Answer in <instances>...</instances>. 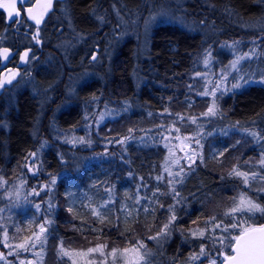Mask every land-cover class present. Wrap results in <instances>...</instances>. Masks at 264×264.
<instances>
[{
	"label": "trees",
	"instance_id": "1",
	"mask_svg": "<svg viewBox=\"0 0 264 264\" xmlns=\"http://www.w3.org/2000/svg\"><path fill=\"white\" fill-rule=\"evenodd\" d=\"M96 1L100 3L104 0ZM263 1L182 0L187 7L186 11L190 10L191 13V10H197L196 13H192L193 19L198 17V15L201 16L204 9L207 10L209 7H213L214 11L215 9L217 10L216 17L228 11L227 14L230 17L233 18L236 15L238 17L236 19H239V21L245 17L259 16L260 6ZM92 2L93 0H74L77 16L83 17ZM190 13L187 12L186 16H190ZM262 17L263 14L260 15V20ZM69 22H73L70 15L65 17V21L62 24L64 34H66L65 30L69 31L75 28L74 25H71L70 29ZM1 25L2 20L0 18V28ZM154 30L151 47L148 51L150 60L145 62L144 67L140 66L138 77H144L143 80L146 77L149 80L152 78L156 79V84L152 85L151 91L159 99L161 98V102L152 100L151 103L145 100V94H143L141 99L144 103L143 106L147 107V111L146 109H141L132 113V111L124 110L118 114L116 113L115 117L106 120L99 126L100 138L95 136L92 144L86 147L70 145L47 132L53 121L46 116L42 119L37 116L36 96L29 89L17 95V107L11 111V131L7 135L5 133L0 135V176L23 174L26 178L25 185L27 190L35 192L39 191L41 186H43L41 178L44 175L50 177L65 172L69 173L70 176L81 178L90 169L104 168L108 175L107 190L111 191L113 196L117 197L119 187L122 184L130 183L134 187L136 195L139 196L138 198L144 199L152 196L156 198L154 212L150 216L153 219L155 218L154 220L152 219L153 221H150V218L146 219L144 216H136L131 225L126 227L117 214L114 219L108 220V223L99 225L98 230H91L87 224L76 219L73 212L66 209L63 187L69 179L68 176L62 178L53 194L54 201L57 203L55 209L56 218L50 226L45 264H76L73 262L71 252H85L88 249L96 248L98 245H102L103 248L101 251L89 253V257L94 260V263L90 264H115L112 260L113 249L123 250L139 243L144 245L141 249L152 251L150 237L156 235L162 226L167 223L171 215L169 205L174 206L173 210L177 218L171 228L173 230L172 242L178 247L182 246L181 248L183 249L188 246V242H195L196 244L190 249L189 253L191 251H200L203 248L205 252L217 255L219 260H222L223 254L231 252L235 236L241 233L240 229L232 230L229 239L226 240L224 238L220 244L217 237L219 235L225 236L224 226L219 227L216 231L210 228V225H212L210 223H213L211 218L213 217L215 218V224L217 222L228 223L229 225H231V222L233 223L235 217L228 216L229 214L231 215L229 210L240 200L246 190L240 185L239 179L229 175L230 171L233 170L232 164L237 161L238 146L232 145L233 149L227 150L223 158L220 159L221 161L210 159L206 151L203 161L196 159L192 165L183 164V171H181L170 161L168 146L164 140L167 127L170 125H182L183 122H180L182 115L186 116L184 121H187L190 118V114L197 113L198 106L188 108L187 104L191 99H199L191 83L199 78L196 72L200 66V60L207 41H205L203 34H193L177 24H162ZM225 37L223 35L220 36V41L226 42L234 39L233 37ZM57 39L58 41L64 40L62 36H58ZM134 44V41L123 44L121 54H116L113 57L115 59L112 68L114 67L115 72H110L108 75L111 77L109 78L110 81L113 83L117 82L116 86H118L120 79L127 81V83L131 82L129 76H132L134 72V68L131 69V62L132 58L136 56L133 52ZM117 58H119L118 61H116ZM126 60L127 62L125 63ZM119 65H121L120 68H118ZM99 69L104 70L106 68L100 64ZM79 70L78 68L76 72H81ZM103 74H107V72ZM37 76L40 79L45 78L41 72H38ZM47 80L48 83L57 81L56 77H47ZM148 83L151 84V81ZM178 86L181 89L180 94L175 93L174 88ZM92 87V84L87 83L83 93L86 94ZM58 90L60 95V85ZM107 93L109 92L95 91L92 94V99L85 103L87 110L82 109L80 111L82 102L76 100L69 109L60 115L59 119L53 122V126L63 136L73 131L77 133L76 130L80 126L76 123L77 117L82 116L87 121L89 112L94 109L93 106L103 107L105 100L113 99V92H110L111 94ZM125 94L127 95L126 92ZM234 97L237 98L238 103L234 109L226 108L225 104L227 101L224 104L225 113L231 120L252 121L263 115V86L254 84L248 89L234 93V95L232 94L228 99ZM129 117L133 119L132 123L124 126V122ZM84 126H86V123L83 124ZM39 127L41 135L36 137L35 133ZM89 128L88 126L86 132ZM236 138L237 135H233L230 139L235 141ZM45 141L48 142V146L42 154V164L45 167H49L50 172L47 173L43 167H40L39 171L34 175L26 168L25 161L29 157L31 160L34 156L36 157L40 144ZM69 149L73 150L71 155L69 154ZM91 152L95 154L93 161L87 160ZM32 153H35V155L33 156ZM5 156L14 157L12 164H3L1 162ZM16 156L20 157L19 165L12 166ZM72 156L74 158L71 159ZM82 156L85 157L82 159ZM65 158H68V160L64 161ZM35 161L36 159L34 158L31 164ZM57 166L58 168L55 169ZM43 180L46 184L49 182L46 178ZM169 181L173 182L170 184ZM45 198L46 195H43L42 199ZM257 200L258 205L264 208V195L258 197ZM3 204L1 201L0 207ZM183 210L184 212H182ZM198 211H200L199 218L205 220L206 227L204 229L193 228L196 219L192 221L193 224L191 226L190 223L187 224V220L182 218V216L192 215ZM241 216L243 215H239L236 218L238 222L239 219H243ZM2 218L5 221L9 219L7 215H3ZM25 218L30 219L29 224L25 223ZM253 219H255L257 225L264 223V215L256 214ZM15 220H18L15 221L16 223L25 224L22 227L24 233H30L33 222L37 221L36 218H32L30 215L25 216L24 214H19V218ZM154 221H156L157 225L151 227ZM16 223H14V226L17 225ZM191 230L204 231V235L193 236L191 234L187 236ZM213 231L215 232L213 233ZM61 244L65 252L68 253L67 255L62 254ZM160 252L161 250L158 251L157 256L151 257L149 261L160 260L159 258L164 256ZM161 264H167V262L162 261Z\"/></svg>",
	"mask_w": 264,
	"mask_h": 264
},
{
	"label": "rangeland",
	"instance_id": "2",
	"mask_svg": "<svg viewBox=\"0 0 264 264\" xmlns=\"http://www.w3.org/2000/svg\"><path fill=\"white\" fill-rule=\"evenodd\" d=\"M168 3L170 4L168 5ZM182 3V0H159L157 8L155 7V10H151L142 21L140 44L136 42V52L138 54H144L148 51L149 31L152 30L153 26L159 25L162 21L168 22L176 18L179 24L188 29L194 27L191 21V19H193L192 13L189 12L191 16L187 17L177 11V9L181 8L179 6ZM229 19L233 20L228 16V21L230 22ZM247 20L252 21V19ZM237 23L238 22L233 24L237 25ZM69 28L71 29V23ZM131 30H133V28L125 29V32L122 33L121 31L119 33L126 34ZM224 30V27L217 28V32L219 33ZM229 30L232 29L229 28ZM241 31L243 33L237 30L229 32L235 37L226 42H221L219 35H216L213 29L206 31V34L203 33L207 45L200 60V66L196 72V74L200 73L202 75H198L199 78L191 83L199 99H191L187 104L188 108L198 106L197 113L190 114V118L187 121H184L186 116L182 115L180 118V122H183L182 125H170L167 127L164 140L165 144L168 146L170 161H172V164L179 170L182 169L183 164L187 166L192 165L196 159L203 161L206 151L210 159L221 161L220 159L223 158L224 153L237 145V150L239 152L236 156L237 161L232 164V169L236 167L239 171L247 173V183H245L243 177H237L236 175L230 176L239 179L240 185L246 189L243 192V197L245 199H250L258 205L257 198L264 195V164L261 163V160L264 159V113L262 116L252 121H233L225 113L226 109L224 108V104L232 94L234 95V93L248 89L254 84L264 87V81L261 79L264 77V19L255 22V24L249 25L245 23L241 26ZM234 41L238 43L233 44ZM2 42L3 40H0V43ZM115 43L116 42H112V45H115ZM1 46H3V44H1ZM209 51L211 52L210 63L205 65L204 59L206 53ZM246 53L252 54L239 60L235 67H231V62L235 61L238 56H244ZM112 57L114 56L112 55ZM21 62H23L22 59ZM36 73L35 70L29 69L20 71L18 76L19 80L9 86L7 91H13L18 87L27 86L32 94H37L41 98V104L44 107L48 101V96L54 94L52 90L53 87H49V84L53 83H48L47 77L43 79L38 78ZM79 74H76V78L72 80V86L81 81L80 79L83 81L88 73ZM222 76L225 78L226 82L219 90H216L214 85L221 83ZM241 77H243V79H240ZM245 81H247V83H245ZM237 83L241 84L242 87H231L232 84ZM225 89L228 90L226 91ZM213 91H215V97L202 94L204 92L211 93ZM71 95V91L67 93L66 90L62 108H66L70 104V99H72L70 98ZM213 100H215L217 114L214 116L202 115V113L206 112L208 107L212 105ZM115 116L116 111L106 106L101 109L94 108L88 114L90 128L87 132L83 130L78 134L73 131L63 136L60 135L58 129L53 126V122L47 132L70 145H81L86 147L92 144L95 136H101L99 126L106 120ZM40 117V119L43 118V116ZM192 118H195V122H193ZM258 127H261L263 131L259 130ZM252 133H256L257 135H253ZM35 134L37 135L36 137H40V127ZM233 135H237L235 141H231L230 139ZM47 146V141L41 143L36 157L34 156L32 159L34 160L35 158L36 161L31 164V160L30 163L26 165V168L34 175L39 171L40 167H43L42 154ZM94 155L93 152L89 153V158H87V160L93 161L95 159ZM84 157L85 156H82L81 158L83 159ZM66 176H68L69 179L65 182L63 187L66 198V200H64L66 209L71 208V212H73L75 218L87 224L91 230H98L99 225L106 223L110 219H114L117 214L120 216L119 218L122 220L123 225L128 227L136 216H148L156 205V198H154V196L144 199L138 198L139 196L136 195L134 187L130 183L122 184L121 187H119L117 197L113 196L111 191L107 190L108 175L104 168H96V170L90 169L85 172L81 178L61 172L50 176L47 184L42 177L43 186H41L39 191L35 192L27 190L25 185L26 178L23 174L0 176V202L2 201L4 203L2 207H0V264H21V262H24V264H45L47 258L46 246H48L49 242L50 226L56 218L55 209L57 203L54 201L55 198L53 194L58 184L62 181L61 179ZM43 195H46L45 199H42ZM235 205L236 204L231 208ZM94 212H98L99 215L94 214ZM19 214H24L25 216L30 215L32 218L37 219L36 222H33L30 233L23 232L24 229L22 227L25 226V224L15 222L18 221L15 219L19 218ZM256 214L264 215V211H242L235 214L231 213V215L227 214L228 216L235 217V220L233 223L231 222V225L217 222L219 225L224 226L225 230L224 237L221 235L217 237L219 243L221 244L224 238L226 240L229 239L231 231L234 230L231 227L232 224L239 223L237 229H240V231L242 229L257 227L258 225L255 219H253ZM3 215L9 217L8 221L3 220ZM239 215H243L241 216L243 219H239L238 222L236 218ZM25 219V223L29 224L30 219ZM14 223L17 225L14 226ZM41 226L46 229L44 233L40 232ZM211 227L215 231L219 229V227H215L214 224ZM215 231H213V233ZM172 235L173 230L171 229L169 235L166 237L160 236L158 239H171ZM37 237H39V239H37ZM21 244H24L27 250L21 248ZM78 253L79 252H71L73 262L76 264L94 263V260L89 257L87 251L83 252L87 253L83 256L78 255ZM199 253L200 251H191L188 253L185 260L177 261L175 264H211L212 260H215L216 264H225L223 257H221L222 260H219L217 255L210 252H205L206 255H201L197 260L189 259L193 254ZM157 254L158 252H154L153 250L145 251L144 249H140V255L143 256L140 264H161V258H159L160 260L149 261L151 257L154 258ZM225 254L229 253L227 252ZM112 260L115 264H129L130 257H125V255L118 251L115 257L112 255Z\"/></svg>",
	"mask_w": 264,
	"mask_h": 264
},
{
	"label": "bare ground",
	"instance_id": "3",
	"mask_svg": "<svg viewBox=\"0 0 264 264\" xmlns=\"http://www.w3.org/2000/svg\"><path fill=\"white\" fill-rule=\"evenodd\" d=\"M159 3V0H152L148 2L147 0H104L103 2H97L96 0H93L92 4L89 5V10L86 11V13L83 15V17L77 16L76 10H75V4L74 0H67L65 2V6L69 8L68 14L73 19V24L75 28L72 30L66 31V34L63 32H60V35L64 38V40L58 39L55 41L48 42L51 46V50L47 51L46 53H38L35 55V57L29 62V64L26 67H23L22 70L29 69V70H35L37 73L41 72V74L44 77H56L57 81L53 84H49V87L52 86V90L54 91V94L52 96H48V101L44 107L41 104V98L37 94L35 95L36 99V108L38 112H36L37 116L40 118V116L47 117L51 121H56L60 118V115L62 113L69 109L76 100H78L81 103L80 111L87 110L85 103L90 101L92 99V94L95 93V91H108L113 92V99L105 100L104 106L113 109L118 114L119 112H122L124 110L129 111H135L138 112L141 109H146L147 107L143 106V100L141 99V96L145 94V100H148L152 103V100L155 102H161V98L159 99L158 96H156L152 91L151 87L152 85L156 84V79L152 78L149 80V78L146 77L145 80L144 77H138V74L140 72V66L144 67V64L146 61L150 60V56L148 55V51L151 47L152 43V37L154 35V29L162 24L172 23L177 24L183 29L189 30L193 34H203L209 29H213V31L216 33V35H219L223 37H234L232 35L231 31H241V26L246 24H255V22H259L260 15L263 14L262 19H264V1L262 2V5L260 6L261 9L259 10V16L256 17H245L239 21V19L236 15L235 17H231L233 20L228 21L227 12L221 13L219 16L216 17L217 10L213 7H209L207 10H203V14L201 16L198 15L195 19H191L193 23V28L188 29L187 27L179 24L176 18L173 20H169L168 22L162 21L157 26H153L152 30L149 31L148 38H149V49L144 54H138L136 52V45L138 42L140 44V35L142 33V21L145 19V17L148 15V13L151 10H155L156 5ZM170 3H168L169 5ZM183 4V3H182ZM181 4V5H182ZM180 9H177L179 13L182 15H186L187 12H190V10H187V7L185 4H183ZM173 7H176L174 5H170ZM205 7V6H203ZM183 8V9H182ZM182 9V10H181ZM197 10L193 9L191 10V13H196ZM177 13V12H176ZM191 16V15H190ZM216 17V18H215ZM259 18V19H258ZM247 19H252V21H248ZM261 19V20H262ZM166 22V23H164ZM237 23L233 24V23ZM213 24V25H212ZM218 27H224L223 32H217ZM62 28V24H61ZM133 28L130 32L126 34H120L119 32L122 31L125 32V29ZM232 29V30H229ZM1 30V28H0ZM18 32V29H15ZM4 32L1 33L0 31V40H3L1 44L5 45L8 44L10 48L13 46V36H11L10 33H7L4 35ZM52 34V33H51ZM54 34V33H53ZM206 34V33H205ZM204 37V34H203ZM226 38V37H225ZM134 41V48L133 52L134 56L132 58V64L131 69L134 68V72L132 73V76H129L130 83H127L125 80H121L116 86V83L114 84L112 81L109 80L110 72L114 73V67L112 68L114 59L112 57L116 54H121L122 52V45L126 43H130ZM112 42H116L115 45H112ZM14 48V47H13ZM12 48V49H13ZM17 50L19 49L18 44L16 45ZM64 50V51H63ZM101 52V53H100ZM18 55V52L16 56ZM16 56L13 58L15 59ZM95 57V59H93ZM110 59V60H109ZM119 58L116 59L118 61ZM127 60L125 61V63ZM124 63V62H123ZM105 66L106 69L100 70L99 65ZM123 65L122 63H120ZM121 65L118 66V68L121 67ZM80 69L81 72H76L77 69ZM112 68V69H111ZM138 68V69H137ZM139 70V71H138ZM142 70V67H141ZM19 71V72H20ZM105 71V72H102ZM107 74H103L106 73ZM36 73V75H37ZM86 74L88 73L85 78L80 79L78 83L75 85L72 84V80L76 78V74ZM80 75V74H79ZM126 77V76H125ZM19 80V77L15 78V83ZM13 81V82H14ZM151 81V84L148 82ZM123 82V83H122ZM87 83H90L93 85L91 90L87 92L86 94L84 92L85 85ZM61 86L60 95L58 86ZM129 85V87H128ZM72 86V87H71ZM73 90H72V89ZM175 89L176 94L181 93V89L179 86ZM27 91V86H21L18 87L16 90L13 91H7V88L4 89V91L0 94V135L2 133H5V135L9 134L11 131L12 126V115L11 111L12 109H15L17 107L18 98L17 95L20 94L22 91ZM67 93H70V104L66 108H62L63 100L65 99ZM147 93H146V92ZM127 93V95L125 94ZM162 97V96H161ZM237 103V98H231L227 99V103L225 104L227 109H234L235 105ZM103 106V107H104ZM115 107V108H113ZM93 108L101 109L102 107L93 106ZM92 108V109H93ZM147 111V109H146ZM79 115V111H78ZM239 120V119H237ZM133 119L129 117L125 122L124 126H128L132 123ZM245 122V121H242ZM76 123L80 125L77 128V133H81L83 130H86L89 126V117H87V121L82 117L78 116L76 119ZM86 123V126L83 127V124ZM259 130L263 131L261 127H258ZM3 135V134H2ZM73 153V150H69V154L71 155ZM74 158L73 156L71 159ZM14 157L5 156L3 161H1L3 164H12ZM65 160H68V158H65ZM31 161L30 157L25 161V164H29ZM20 162V157L16 156L15 161L12 166H18ZM43 168L46 170V172H50L49 167H45L43 165ZM55 167V169H57ZM47 175H44L43 178H47ZM64 192V191H63ZM63 197H65V193H63ZM154 210V209H153ZM154 211H152L148 216H145V218H150L151 221L153 218L150 217L153 214ZM184 212V210L182 211ZM186 214V213H185ZM184 214V215H185ZM200 211L192 214V215H186L182 216L184 220H187L189 224L192 226L193 220L196 219L194 227L195 229L200 228L204 229L206 227L205 220L199 218ZM198 218V219H197ZM155 219V218H154ZM153 219V220H154ZM152 220V221H153ZM112 221V220H111ZM192 222V223H191ZM108 223V222H107ZM214 224V223H210ZM155 227L157 225L156 221L152 224ZM210 225V228L213 229ZM161 230V229H160ZM159 230V231H160ZM191 230L187 236H190L192 234ZM182 232V231H181ZM157 235V234H156ZM154 235V236H156ZM151 236V248L153 251L158 252L161 250L160 254H164L163 257H161V262L165 261L167 264H174L177 261L185 260L190 251V249L196 244L195 242H188V246L184 249L181 247H178V245H175L174 242H172V239H165V240H159L158 237L156 239H152Z\"/></svg>",
	"mask_w": 264,
	"mask_h": 264
},
{
	"label": "snow or ice",
	"instance_id": "4",
	"mask_svg": "<svg viewBox=\"0 0 264 264\" xmlns=\"http://www.w3.org/2000/svg\"><path fill=\"white\" fill-rule=\"evenodd\" d=\"M53 6V0H44L42 4H37L35 8H27L26 13L27 17L34 21L36 32L33 34L32 39L36 40L39 42V31L40 28L39 26L43 23L45 15L48 13V11L52 8ZM0 7H3L8 10V18L15 20L19 15V10L17 9V4L16 0H11L10 3L7 4H0ZM38 9V10H37ZM238 42H233V44H236ZM31 49L25 51L23 55L21 56V59L24 61H27L29 58V53ZM9 52L10 50L7 48L0 49V56H2L4 59L9 58ZM252 53H246L244 56H238L235 61L231 62V67H235L236 64L239 62V60L244 59L248 55H251ZM210 57H211V52H207L205 59H204V64L207 65L210 63ZM95 59V57H93ZM11 75L10 78L6 80H0V88H3L5 84H11L12 80L15 79V76L18 73L11 72L9 70ZM197 75H202L200 73H197ZM240 79H243L241 77ZM262 81H264V77L261 78ZM225 78L222 76L221 77V83L214 85V88L216 90H219L222 85L225 83ZM247 83V81H245ZM232 88H240L242 87L241 84H232ZM226 91L228 89H225ZM203 95H212L215 97V91L209 93V92H204L202 93ZM217 114L216 111V104L215 100H213V103L211 106L208 107L207 111L202 113V115L205 116H214ZM193 122H195V118H192ZM131 131V130H129ZM253 135H257L256 133H252ZM127 139V138H125ZM198 143V141H197ZM34 156L35 153H32ZM261 163L264 164V159L261 160ZM183 171V169H181ZM179 175V173H177ZM229 175H236L244 178L245 183H247V178L248 174L244 173L242 171H239L236 167L233 168V170L229 173ZM173 181H169L171 184ZM179 182V181H176ZM169 209L171 211V215L168 218L167 223H165L161 230L157 232V235L152 237V239H156L157 237L164 236L166 237L167 235L170 234L171 228L176 221V215L174 212V206L169 205ZM264 211V208H261L259 205H256L253 201L250 199H245L243 196H241L240 200L236 203V205L229 210L230 213L235 214L238 212L242 211H247V212H253V211ZM68 211H72L71 208L68 209ZM94 214L99 215L98 212H94ZM214 226L215 227H221L219 224H215V218H211ZM233 229H236L239 227V223L232 224L231 226ZM46 229L41 226L40 227V232L44 233ZM192 235H204V231H192ZM39 239V237H37ZM34 246V245H33ZM21 248H25L24 244L20 245ZM144 245L142 243H139L138 245H133L131 248H125L123 250H118V249H113L112 250V255L113 257L116 256L117 252H121L125 257H130L129 264H140V261L143 259V256L140 255V249L143 248ZM103 248L102 245H98L96 248H91L88 249V253L92 252H98L101 251ZM234 248H235V255L234 256H228L226 257V264H264V227H261L259 229H242L241 233L239 236L234 238ZM61 252L62 254L67 255L68 253L65 252L63 249V245L61 244ZM87 253H78V255H86ZM201 255H206L205 251L203 248H201L199 254H193L189 259L190 260H197ZM21 264H24V262H21ZM211 264H216L215 260L211 261Z\"/></svg>",
	"mask_w": 264,
	"mask_h": 264
},
{
	"label": "flooded vegetation",
	"instance_id": "5",
	"mask_svg": "<svg viewBox=\"0 0 264 264\" xmlns=\"http://www.w3.org/2000/svg\"><path fill=\"white\" fill-rule=\"evenodd\" d=\"M7 1L8 0H0V4H6ZM66 1L67 0H53L52 8L48 11L47 15H45L43 23L39 26V42L32 39L33 34L36 32V28L34 22L28 19L26 10L30 7L35 8L37 4H42L44 0H26L20 2L18 5L20 19L17 17L12 22L7 20L6 11L0 7V18L2 20L1 33L4 32L3 36L7 33L13 36V49H17L15 48L17 44L19 46L16 58L7 66L0 69V80L10 77L11 73L9 70L18 73L15 76V78H17L20 74L19 71L23 69V67H26L36 54H43L51 50V46L48 42H56L58 38L57 34L60 35V32L64 31V29L61 28V24L64 23L65 17L69 15V8L64 5ZM15 29H18V32ZM6 46L9 47L8 44H5L1 46L0 49ZM29 49H31V51L28 60H23V62H21V56ZM4 72L5 74L3 75ZM13 83H15V81L11 84H5L3 88H0V94Z\"/></svg>",
	"mask_w": 264,
	"mask_h": 264
},
{
	"label": "water",
	"instance_id": "6",
	"mask_svg": "<svg viewBox=\"0 0 264 264\" xmlns=\"http://www.w3.org/2000/svg\"><path fill=\"white\" fill-rule=\"evenodd\" d=\"M22 1H26V0H16V4H17V9H18V5H19V3L20 2H22ZM11 2V0H8L7 2H6V4L7 3H10ZM3 8V7H2ZM5 11H6V13H7V20L9 21V22H12L13 20L12 19H10V18H8V10L7 9H5V8H3ZM19 10V9H18ZM20 13V12H19ZM47 15V14H46ZM19 17V19H20V15L18 16ZM29 19V18H28ZM30 21H32L31 19H29ZM32 22H34V21H32ZM4 48H7V49H9L10 50V52H9V58L8 59H4L2 56H0V59H1V63H0V69L1 68H3V67H5L11 60H13V58L16 56V54H17V52H18V50L17 49H12V48H10V47H4ZM3 49V48H2ZM5 74V72L3 73V75ZM10 78V77H9ZM8 79V78H7ZM2 80H6V79H2ZM12 81H14V79L12 80ZM261 227H264V224L263 225H261L260 227H256V228H253V229H259V228H261ZM236 253H235V248H234V246H233V253L231 254V255H229V256H234ZM224 257L226 258V257H228V256H226V255H224ZM225 261H226V259H225Z\"/></svg>",
	"mask_w": 264,
	"mask_h": 264
}]
</instances>
